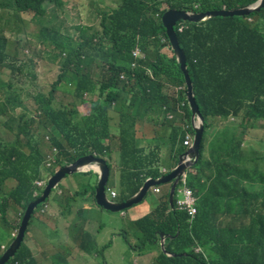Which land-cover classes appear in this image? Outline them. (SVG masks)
Wrapping results in <instances>:
<instances>
[{"label":"trees","instance_id":"16d2710c","mask_svg":"<svg viewBox=\"0 0 264 264\" xmlns=\"http://www.w3.org/2000/svg\"><path fill=\"white\" fill-rule=\"evenodd\" d=\"M257 1L112 0L110 7L95 10L97 28L82 23L72 33L34 21L36 44L44 47L46 57L37 73L36 57L24 60L10 50L21 48L20 42L29 37L21 32L19 16L41 18L48 7L62 10L60 0H0V123L17 134L14 143L0 139V224L5 228L0 231V256L25 207L41 194L34 182L52 175L56 167L86 155L104 159L109 172L113 168L118 175L117 202L137 193L146 179L168 174L185 152L184 137L192 136L193 129L183 74L162 14L170 9L236 10ZM8 17L15 19V26ZM7 31L14 32V39ZM174 32L203 118L199 156L184 180L195 197L196 213L188 216L177 209L175 198L170 205L167 189L150 212L131 222L136 230L132 240L131 233L120 236L137 255L155 252L150 264H264V149L253 146L264 144V7L244 17L178 22ZM134 51L138 57H133ZM44 71L53 73V80L44 91H36L32 83ZM58 91L72 99L58 101ZM28 98L34 104L31 111L24 103ZM145 112L161 116L160 131L153 128L152 139L159 140L162 132L168 141L173 166L165 173L160 171V144L155 141L148 152L137 144L135 126ZM114 136L115 159L110 146ZM43 142L57 151L55 164L45 173ZM87 173L82 175H93ZM10 181L13 187L5 190ZM90 185L76 193L81 197L89 192L93 201L95 184ZM162 186L154 188L160 192ZM62 193L70 207L72 198L67 196L73 191ZM45 204H50L48 198L36 207L28 226L37 224V212ZM9 209H18L12 224ZM74 227L70 234L76 251L97 254L109 245L98 248L86 230ZM27 233L28 227L5 264H38Z\"/></svg>","mask_w":264,"mask_h":264},{"label":"rangeland","instance_id":"374dc122","mask_svg":"<svg viewBox=\"0 0 264 264\" xmlns=\"http://www.w3.org/2000/svg\"><path fill=\"white\" fill-rule=\"evenodd\" d=\"M111 1L112 0H60L61 4L63 5V10H52V7H48L45 15L41 18H34L32 14H21L19 16V19L21 21L19 24L22 23L20 27L21 32L25 34L28 33L29 37L28 39L26 40L23 39L20 42V44L22 45L21 48H11V49L9 48V49L12 50V52L14 51L18 52V56L24 60H27L30 57H36V60L39 62L37 69V73H38L40 72L41 69V64H42L41 59L46 57L44 55V47L42 45L36 44V40L34 37L35 28H36L35 22L39 23L38 20H41L39 24L58 27L64 33H72L74 31L73 28L75 26L77 28H80V26H82L81 25L82 23L84 25L91 24L90 27L91 30H93L97 28V21H95V10L105 9L110 7L109 5L111 4ZM9 20H11L13 22V26H15V19L9 18ZM6 35L14 39L15 34L14 32L11 33L10 31H7ZM50 59L53 60L52 56L50 57ZM52 80H53V73L44 71V73L39 76V79L35 81L36 91H41V92L44 91L45 86L49 84ZM56 98L58 101H62V102H68L72 99L69 95H64L61 91L56 92ZM24 103L25 106L30 111L34 109V104L31 98L25 100ZM148 115H151V113L145 112V114L141 119H143ZM141 119L138 118V121ZM156 130L160 131L158 129V125L155 126V131ZM113 133H115V131H113ZM0 135H1L0 139H3L10 143H14L15 139L17 140V136H16L17 134L10 131H5V129L2 128L1 123H0ZM153 136L154 133L150 135L151 139L144 140L141 143H139L138 144L139 148L148 152V149L151 147V145H154V143L158 142L161 146V151H160L161 163L163 164L165 162L167 163L168 156L170 155L168 141L163 138L162 132L161 134H159V140H157L156 138L152 139ZM113 145L114 147L112 148V157L113 159H115L118 154L117 140L114 142ZM253 146L256 150L264 149V144L254 143ZM40 150L45 156V161L42 167L43 170L42 173H45V170L48 169V164L50 162V159L52 158V151L49 150L48 144L45 142L41 144ZM173 161H175V158H173ZM170 163L171 166H173L172 161H170ZM73 175L74 174L66 176L63 179V181L60 182L58 188L55 189L54 194L52 193L53 194L52 202L54 206L52 209L49 210L50 212L46 213L47 211L46 210L45 211L46 214L42 216V218L50 217V219L44 221L42 225L39 227L33 222H30V225L28 226V234L31 235V238L28 239L26 238V240L27 243L29 244V248L32 250L33 253H35L38 262L40 264L41 263L42 264H141L144 258L137 261L136 258L138 257L136 255H132L133 253L127 247V245L125 244V242L121 237H120L121 241L113 240L112 245L110 242H108V240L110 239L109 235L111 234L110 228L116 227V225H113L114 222L116 221H111V219H109L106 215H99L96 217L92 214H89L91 217L88 216L89 219L88 222H86L84 218H81L83 213L79 211L80 208H82V205L80 203L83 201L84 204V202L88 199V198L87 199L84 198L86 194L80 197L76 193V191L72 189L73 194L75 196L74 197L75 200H73L75 201V204L73 201H71L70 208L69 206L68 207L66 206L65 200L58 193L59 191L67 190L65 184L67 183V180H69V178L72 179L75 178ZM113 175L115 176L113 177ZM82 177H86V176H82ZM115 178H116V182H115ZM81 180L85 183V179L81 178ZM84 183H82L80 186L82 187ZM116 183H117V172L112 168L107 184L115 187ZM13 185L14 183L10 181L9 183L6 184L5 190H9L10 188L13 187ZM155 189L156 188H154V190ZM87 193L89 195V192ZM52 194L49 198H52ZM144 200L145 199H143L140 202L141 204H139L138 206V213H140L138 215H141V213H143L144 211H146V209H148L147 204L143 203ZM156 201L157 200L154 201V206L156 205ZM55 208L59 211L60 216L53 214V209ZM17 213H18V209H17ZM17 213L13 209L8 210V218L10 224L16 222L15 216L17 215ZM37 213L38 215H41L39 210ZM32 221H34V219ZM85 223H87L86 227H88L89 233L91 232V234H95V233L98 234V236L95 237L97 243L100 244L98 245L99 246L98 248H101V246H106V244L108 243L109 245L105 249H102V251L97 252V254L96 253L88 254L85 253L84 251H76L72 254V250H71L72 246L69 242L68 231L75 230L76 227H74V225L85 230L84 229ZM1 229L5 231V228L2 227L0 224V231ZM121 230H124L125 232L132 234L130 236V240H132V237L136 234L135 228L130 226L128 220L124 222V226H122ZM112 252H114V254ZM89 255L91 256L89 257ZM61 259H64V262L61 261Z\"/></svg>","mask_w":264,"mask_h":264},{"label":"water","instance_id":"95a60500","mask_svg":"<svg viewBox=\"0 0 264 264\" xmlns=\"http://www.w3.org/2000/svg\"><path fill=\"white\" fill-rule=\"evenodd\" d=\"M263 7L264 0H258L255 4L236 10L206 12H191L175 9L166 10L162 14L160 20L165 29L170 49L173 51L175 60L179 64L180 70L183 74L184 85L186 88L185 98L192 115L191 123L193 128V139L191 146L178 157L176 166L169 174L160 176L157 179L146 180L136 194L123 202L110 201L106 196L105 186L109 178V168L104 159L94 157L92 155H86L76 159L71 164L63 165L47 180L46 186L43 188L41 195L26 206L13 240L0 256V264H5L14 256L23 241L24 234L33 211L38 205L44 202V200L48 197L50 190L54 189L65 176L83 173L84 171H88L90 169L96 172L98 174V179L94 189V201L97 206L111 213L121 212L124 209L139 204L146 196L148 190L164 184H171L168 198L169 204L172 205L173 193L179 178L184 176L185 172L193 168L196 164L199 156L200 141L203 134V118L195 102L192 82L187 71L184 54L178 45V40L174 32V26L178 22L201 23L214 17H244L252 12H258ZM160 238V248L163 251V235H161ZM167 256L171 255L167 254Z\"/></svg>","mask_w":264,"mask_h":264},{"label":"crops","instance_id":"0c3cea01","mask_svg":"<svg viewBox=\"0 0 264 264\" xmlns=\"http://www.w3.org/2000/svg\"><path fill=\"white\" fill-rule=\"evenodd\" d=\"M160 117L161 116H156L155 114H152L151 115H148L146 117H144L143 119L137 121L136 123V126H135V129H136V140L137 141V144L141 143L142 141L144 140H148V139H151L150 135L153 133L152 132V129L155 128V126L159 123L160 121ZM192 125V123H191ZM114 131V129H113ZM115 139H112L111 140V143H110V146L113 148L114 147V142L116 141V137L114 136ZM207 154V152L205 153ZM171 164L170 162H165L164 164L161 163V168L164 170V172L166 170H169ZM88 171H84L83 173H78V174H74L73 176L75 178H69V180H67V183L65 184L67 188H69V190H80L82 187H86L87 185L91 184H95L97 182V179H98V175L93 173L92 176H87L86 177H82L83 175L82 174H88L87 173ZM109 175H110V172H109ZM115 175H113L114 177ZM81 178L85 179V183L81 180ZM87 181V182H86ZM78 182V183H77ZM115 182H116V178H115ZM83 184V186L81 187L80 185ZM117 184H118V175H117V183H116V186L113 187V186H110L109 185V188L111 190H113L115 193H116V198L118 196V192H117ZM169 185L171 187V184H164L162 187H160V192L159 193H154L153 192V188H151L150 190H148V192L150 193L146 198L145 200L143 201V203L147 204V208L146 211H144L143 213H141V215H138L140 213H138V206L139 204L137 205H134L132 206L131 208H129L127 211L123 212H117V213H111V212H108V211H105L103 210L102 208H100L99 206L96 205L95 201L91 200V198H89V195L88 193H86V195L84 196L85 199H87L84 204H83V201L80 203L82 205V208H80V212L83 213L82 217L81 218H84L86 222H88V216H90L89 214H92L94 216H99V215H106L109 219H111V221H116L114 222L113 225H116V227H112L110 228L111 229V234L109 235L110 236V239L108 240V242L111 243L112 245V241L115 240V241H118L120 239V233L123 232L124 230H121L122 229V226H124V222L128 220V222L130 223V226H131V222H133L135 219L137 218H141L144 214L148 213L151 211V209L153 208L154 206V201L157 200V198L159 197L158 195L161 194V193H164L168 188H169ZM70 198H72V201L75 200L74 199V194L73 193H70ZM94 197V196H93ZM107 198L109 200H111L108 196ZM115 199V198H114ZM144 199V198H143ZM53 200V199H52ZM112 201V200H111ZM74 204H75V201H73ZM72 202V203H73ZM114 202H116V199L114 200ZM52 203V201H51ZM53 204H52V207L51 209L53 208ZM50 212L49 210L46 211V213ZM78 212V211H77ZM46 213H42V215L38 216V219H36V225L39 227L42 225V223L44 221H47L50 219V217L48 218H42V216ZM53 214L55 215H59V211L55 208L53 209ZM77 214V213H76ZM91 217V216H90ZM87 223L84 224V229L89 233L88 231V227H86ZM112 225V224H111ZM69 233V242L72 246V254L74 252H76V249H75V245L72 243L71 241V236H72V233L70 234V230L68 231ZM91 235V237L95 240L96 242V245L97 247H99L97 243V240H96V236H98V234H91V232L89 233ZM94 235V236H93ZM28 238H31V235L28 234ZM123 242V241H122ZM103 244V243H102ZM110 245V246H111ZM37 246V245H36ZM109 246V247H110ZM107 250V249H106ZM105 252V251H104ZM103 252V254H104ZM131 252L133 253L132 255H136L138 258L137 261H139L140 259L144 258V260L142 261L141 264H150L154 255H155V252H152V253H148L146 255H137L134 251L131 250ZM114 254V252H112ZM91 254H95V253H91ZM90 257V255H89ZM35 258H36V255H35ZM36 261L38 264H40L36 258Z\"/></svg>","mask_w":264,"mask_h":264},{"label":"clouds","instance_id":"9594fccd","mask_svg":"<svg viewBox=\"0 0 264 264\" xmlns=\"http://www.w3.org/2000/svg\"><path fill=\"white\" fill-rule=\"evenodd\" d=\"M61 7H62V10H63V5L61 4ZM191 12H193V11H191ZM147 73L150 75L151 74V72L149 71V70H147ZM121 78H123V76H121ZM33 84V86H34V88H36L35 87V81L32 83ZM173 91H175V89H173ZM185 93H186V91H185ZM186 99V98H185ZM187 101V100H186ZM187 105H188V103H187ZM191 126V128H192V125H190ZM183 129H186V131H188L189 132V127L188 126H184V128ZM193 129V128H192ZM186 136H188V138H189V140H190V142H189V144L187 145V146H185L184 144H183V146L184 147H186V150L191 146V144H192V139H193V135L192 136H190V135H188V133H186V135H185V137H184V140H185V138H186ZM184 142V141H183ZM185 150V151H186ZM57 154V151H56V149H52V158L50 159V162H49V164H48V169L49 168H51L52 167V165L53 164H55V160H56V158H55V155ZM183 154V153H182ZM95 157V156H94ZM178 162V161H177ZM67 165V164H66ZM176 166V165H175ZM62 167V166H61ZM60 167H56L55 169H54V171H53V173H52V175L54 174V172L57 170V169H59ZM173 170V169H172ZM171 170V171H172ZM88 171H91V172H93V173H95V174H97L96 172H94L93 170H88ZM160 171H162L163 173H165L164 172V170L161 168V170ZM170 173V172H169ZM168 173V174H169ZM186 173V172H185ZM52 175H47L44 179H39V180H37V181H35L34 182V185L36 186V182H38V183H41V185L40 186H36V187H38V188H40L41 189V193H42V190H43V188L46 186V183H47V180L52 176ZM98 175V174H97ZM164 175H167V174H164ZM164 175H162V176H164ZM66 177V176H65ZM64 177V178H65ZM71 177V176H70ZM182 177L183 176H181L180 178H179V181H178V183H177V186H176V188H175V190H174V193H173V199L175 198V195H176V190L178 189V187L180 186V184H181V179H182ZM63 178V179H64ZM63 179L61 180V181H63ZM146 180H148V179H146ZM60 181V182H61ZM60 182L58 183V185L60 184ZM58 185L54 188V189H52V190H50V192H49V194H51V193H53L54 194V191H55V189H57L58 188ZM95 185H96V183H95ZM166 185V184H165ZM67 188V187H66ZM67 189H69V188H67ZM170 189V185H169V188H168V190ZM109 190V191H108ZM153 192H154V187H153ZM76 191V190H75ZM110 192H114L113 190H111L110 188H106V186H105V193H106V196H108L112 201H114L115 199H116V193H115V197H112L111 195H110ZM148 192V191H147ZM155 193V192H154ZM49 194H48V197L47 198H49ZM53 194H52V198H49V201H50V204L49 205H43V207L42 208H40L39 209V212L41 213V215H42V213H45V211L46 210H50L51 209V207H52V204H53V202L51 203V201H53L52 199H53ZM60 196H62L63 195V193H62V191H59V193H58ZM147 194V193H146ZM41 195V194H40ZM51 196V195H50ZM67 197H70V195L68 194V196ZM193 197H194V195H193ZM46 198V199H47ZM115 198V199H114ZM145 198V197H144ZM173 199H172V203H173ZM194 199H195V197H194ZM109 200V199H108ZM110 200V201H111ZM176 200V199H175ZM45 201V200H44ZM117 202V201H116ZM42 204V203H41ZM195 204V203H194ZM176 205V204H175ZM70 208V207H69ZM195 208V207H194ZM36 209V208H35ZM178 209V208H177ZM196 211V210H195ZM34 212V211H33ZM196 213V212H195ZM23 215V214H22ZM32 216V215H31ZM40 216V215H39ZM189 216V215H188ZM22 218V217H21ZM31 219V218H30ZM29 223V222H28ZM20 224V223H19ZM19 227V226H18ZM28 227V226H27ZM27 229V228H26ZM16 232H17V230H16ZM26 232V231H25ZM15 234L16 233H14L13 234V238H14V236H15ZM25 235V234H24ZM27 235H28V233H27ZM164 237V236H163ZM165 239V238H164ZM164 239H163V242H164ZM13 240V239H12ZM160 240H161V238H160ZM161 249V248H160ZM3 252H4V249H3ZM2 252V253H3ZM42 264V263H41Z\"/></svg>","mask_w":264,"mask_h":264},{"label":"built area","instance_id":"2783aa9c","mask_svg":"<svg viewBox=\"0 0 264 264\" xmlns=\"http://www.w3.org/2000/svg\"><path fill=\"white\" fill-rule=\"evenodd\" d=\"M133 57H138L139 56V52L138 51H134L132 52ZM190 140L188 138V136H186L183 144L185 146H187L189 144ZM185 175L182 177L181 179V184L178 187V189L176 190V195H175V204L176 207L179 210L185 211L189 216H193L195 214V208H194V203H195V199L193 197V193L191 191L190 188H187L185 186ZM36 186H40L41 183L36 182L35 183ZM109 191V190H108ZM155 193H159V189H155L154 190ZM110 195L112 197H115V193L114 192H110Z\"/></svg>","mask_w":264,"mask_h":264}]
</instances>
